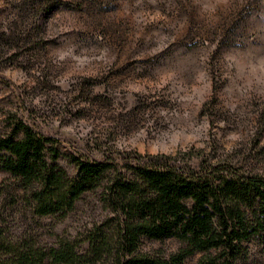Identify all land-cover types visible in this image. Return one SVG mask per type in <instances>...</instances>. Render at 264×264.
Returning <instances> with one entry per match:
<instances>
[{"label": "rangeland", "instance_id": "1", "mask_svg": "<svg viewBox=\"0 0 264 264\" xmlns=\"http://www.w3.org/2000/svg\"><path fill=\"white\" fill-rule=\"evenodd\" d=\"M16 122L126 178L156 155L264 176V0H0V138ZM58 164L76 174L65 157ZM101 191L63 217L38 216L0 167L1 237L28 253L69 242L74 264H117L116 216ZM181 247L140 236L133 254ZM244 247L235 264H264V236Z\"/></svg>", "mask_w": 264, "mask_h": 264}, {"label": "trees", "instance_id": "2", "mask_svg": "<svg viewBox=\"0 0 264 264\" xmlns=\"http://www.w3.org/2000/svg\"><path fill=\"white\" fill-rule=\"evenodd\" d=\"M64 157L75 175L58 164ZM139 160L127 166L131 177L126 178L114 163L60 153L51 139L22 122L0 138V167L18 181L35 215L63 217L84 193L101 188L105 206L116 216L117 264H182L195 252L203 253L197 264H235L245 243L264 236L263 175L206 158L197 166L165 155ZM140 236L172 238L183 247L166 258L133 254ZM74 248L68 242L28 253L0 234V264H46L47 259L74 264L79 259ZM97 250L92 244V252Z\"/></svg>", "mask_w": 264, "mask_h": 264}]
</instances>
